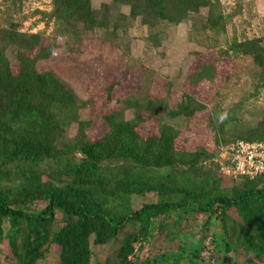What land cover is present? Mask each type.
Here are the masks:
<instances>
[{
    "label": "trees",
    "instance_id": "16d2710c",
    "mask_svg": "<svg viewBox=\"0 0 264 264\" xmlns=\"http://www.w3.org/2000/svg\"><path fill=\"white\" fill-rule=\"evenodd\" d=\"M22 2L12 0L7 12L0 10V264L2 256L6 264H40L51 252L57 264H217L239 248L263 262L264 175L227 176L219 155L239 140H264V117L255 122L239 119L243 99L227 112L212 109L207 117L212 137L191 149L178 143L185 131L171 123L160 124L155 132L145 130L149 119L168 115L190 120L205 109L186 87L213 81L218 74L227 80L239 53L250 55L261 69L250 95L257 96L264 87L262 37H224L228 22L241 13V3L226 12L220 0H108L99 7L92 0H52L49 11H34L46 25L53 22L51 35L45 36V30H21L26 17ZM202 8L206 13L197 19ZM134 20L146 26V41L153 47L166 38L167 28L190 20L197 39L199 29L215 38L207 48H216L219 55L199 54L175 107L166 102L172 81L162 80L164 93L143 101L139 92L114 99L113 80L100 87L89 82L87 97L81 99L54 69L37 68L65 39L71 43L68 53L77 57L92 45L100 51L123 49L117 39ZM10 49L15 62L8 57ZM217 59L225 70L217 71ZM119 62L130 67L124 58ZM145 77L144 67L142 82ZM113 100L118 108L112 107ZM98 103L105 106L101 112L81 118L82 109ZM71 127L75 132L69 136ZM223 179L233 185L221 184ZM147 193L158 195L157 201L134 208ZM215 211L221 232H213L209 244L204 232L175 251L136 254L167 217ZM128 225L137 226L136 231L122 235L115 259L92 262L90 238L106 245Z\"/></svg>",
    "mask_w": 264,
    "mask_h": 264
},
{
    "label": "rangeland",
    "instance_id": "374dc122",
    "mask_svg": "<svg viewBox=\"0 0 264 264\" xmlns=\"http://www.w3.org/2000/svg\"><path fill=\"white\" fill-rule=\"evenodd\" d=\"M106 1L108 0H92V3L94 7H99L102 2ZM220 1L226 12L235 8L238 1L242 7L241 13L235 15L231 22H228L226 34L224 35L226 39H229L235 33L238 40L254 36L262 37L264 43V0ZM11 2L12 0H0V10L7 12ZM51 2L52 0H23L21 13L26 17L21 23V30L28 32L45 30V36H50L53 30V22L51 21L46 25L41 16L34 14V11L36 9L49 11L52 8ZM121 9L126 12L127 7L122 6ZM205 13L206 9L202 8L201 13L196 18L199 19ZM191 22L190 20L167 28L166 38L157 47L151 46V42L146 41L148 32L146 26L140 24L139 20L130 22L126 34L119 36L117 39L119 46L124 47L123 49L103 47L100 51L92 45L77 57L68 53L67 43L69 42V46L70 41L61 40L58 45L53 47V56L48 60L38 62L37 68L39 70L54 69L61 78L69 83L81 99L87 97L86 86L89 82L91 87H96L97 84H99L97 87H100L113 80L116 83L115 92L112 94L114 99L139 92V99L143 101V98L147 96L155 97L161 91L164 93L167 87L162 80L172 81L173 86L169 89L170 95H167L169 98L166 102L169 107H175L183 92V85L181 84L184 82L186 74L190 73L197 65L200 58L199 54H208V51H210L219 55L216 48H207L209 44L213 45L215 38H209V35L202 34L199 29L197 39L195 32H191ZM216 41L220 42L222 38L217 37ZM220 44L224 45L222 42ZM13 52L12 49L7 52L11 62H15ZM119 57L127 60L130 67L119 62ZM235 60L236 66L232 69L231 76L227 77V80L221 78L222 76L218 74L215 75L213 81H202L192 88L185 86L198 101H203L206 105L205 109L196 112L194 118L189 120L184 116L170 118L168 115H164L162 120L159 117L147 120L148 127L145 130L155 132L160 124L171 123L180 130L185 131L182 132V138L178 140V143L191 149L197 144V141H207L212 137V133L207 126V117L212 109L220 108L223 112H227L243 99L244 102L237 111L239 119L246 122H255L257 119L264 117V87L260 88L257 96L250 95L254 92V85L259 81L260 67L247 54L239 53L235 56ZM214 65L219 72L225 70L222 61L219 59L214 61ZM144 67L146 79L142 82L140 77ZM161 97L163 99V96ZM111 105L112 107L117 106L114 100ZM104 107V104L98 103L93 108L82 109L80 116L83 119L87 118L91 111L101 112ZM159 110L164 113L163 110ZM126 116H131V113L128 112ZM74 132V127H71L68 130V135L72 136ZM95 135L96 133L92 132V136ZM221 184L233 185L226 179H223ZM157 199L158 195L155 193H147L133 206L137 208L145 202H155ZM217 214L218 212L215 211L212 214L188 213L185 216H175V214L169 216L163 220V225L155 226L153 235L142 243V249L136 254L140 257L146 255L157 256L163 251H175L179 244L186 243L192 237L199 238L204 232L207 235L206 243L209 244L213 232L214 234L221 232ZM209 217L211 218L210 223L205 230L203 226ZM56 221L58 225L63 222L59 213ZM136 227L128 225L116 239L106 245L93 243V237H91L92 262L115 259V251L120 245L122 235L136 231ZM174 235L177 236L173 237ZM230 240L234 239L231 238ZM2 260L3 264L7 263L3 256ZM40 264H57V255L53 252L49 253ZM217 264H264V261L252 259L243 253L242 248H239L235 252L232 251L227 258H222V262Z\"/></svg>",
    "mask_w": 264,
    "mask_h": 264
},
{
    "label": "built area",
    "instance_id": "2783aa9c",
    "mask_svg": "<svg viewBox=\"0 0 264 264\" xmlns=\"http://www.w3.org/2000/svg\"><path fill=\"white\" fill-rule=\"evenodd\" d=\"M221 171L230 177L264 175V140L229 145L220 153Z\"/></svg>",
    "mask_w": 264,
    "mask_h": 264
}]
</instances>
